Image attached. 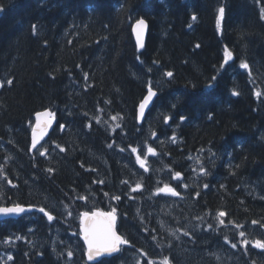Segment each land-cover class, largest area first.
Returning a JSON list of instances; mask_svg holds the SVG:
<instances>
[{
	"label": "trees",
	"instance_id": "16d2710c",
	"mask_svg": "<svg viewBox=\"0 0 264 264\" xmlns=\"http://www.w3.org/2000/svg\"><path fill=\"white\" fill-rule=\"evenodd\" d=\"M16 204L54 219L0 221V264H88L95 209L128 241L104 264H264V0H0V207Z\"/></svg>",
	"mask_w": 264,
	"mask_h": 264
},
{
	"label": "snow or ice",
	"instance_id": "6c2138e0",
	"mask_svg": "<svg viewBox=\"0 0 264 264\" xmlns=\"http://www.w3.org/2000/svg\"><path fill=\"white\" fill-rule=\"evenodd\" d=\"M224 8L221 7L219 9V16L220 18L223 17L224 15ZM193 19H196L195 16L192 17ZM144 21L140 20L139 21V25H143ZM197 47H199V45H197ZM230 55V54H229ZM225 63H227V61H225ZM241 68L247 69L249 67V65L247 63H242L240 65ZM166 76L168 77H172L173 73L172 72H167ZM213 80L216 79V77L212 78ZM8 83H11V81H9ZM209 87H211V85H209ZM233 95H237L236 92H233ZM257 95H259V93H257ZM157 96V92L153 90V87L151 86V84L148 87V94L146 97H144L143 101L141 102V104L139 105L140 108V115L143 117L144 115V110L148 107L149 103L153 100L154 97ZM173 107H175L173 105ZM169 117H165V123H167ZM181 120H184L185 118L183 116L180 117ZM61 128H63V125L60 126ZM36 145L35 143H33V148H35ZM109 147H111V145H109ZM121 151H123V149H121ZM133 152L136 151L135 148L132 149ZM148 151L150 153L154 154V150L149 148ZM44 153L41 152V155H43ZM136 159L138 161H140V166L144 167V162L140 160V157L137 156ZM176 177L179 178L180 177V173H176ZM10 183V181H9ZM139 187V185H137V188ZM205 187H207V185H205ZM136 189H133V191H135ZM160 192H167L170 193L173 196H178L179 193L176 192L173 188L168 187L167 185L162 188L159 189ZM115 199H119V197H115ZM32 210V206H29L27 209L20 205V204H16L12 207H0V215H20L22 213H24L25 211H31ZM38 211L40 213H43L44 216L47 217L48 221H52L54 219V217L47 211H45V208L40 207L38 209ZM96 215V214H94ZM219 215L221 217H223L225 215L224 212H220ZM85 216H87V213H85ZM115 217L113 214H108V223L107 226L105 227V229L103 230V233L98 235L95 230H89L87 228L84 229V240L87 244V257L89 261H94L95 264H104V260L103 259H98L102 256H104L105 254H111L114 252L119 251V246L123 245V244H127L128 241L123 239L121 236L117 235L116 232L112 229V223L114 221ZM221 223H223V220L220 221ZM256 221H253V224H255ZM187 234V233H186ZM245 235L244 232H240V236L243 237ZM21 237L17 236L16 240H20ZM245 244L248 243V241H244ZM254 246L257 248H261L264 249V242H262L261 240H256L254 243ZM232 247L235 248L236 245L232 244ZM73 255V253L71 251L68 252V256L71 257ZM9 260L12 259L11 256L8 257ZM164 264H168L167 259L165 260Z\"/></svg>",
	"mask_w": 264,
	"mask_h": 264
},
{
	"label": "water",
	"instance_id": "95a60500",
	"mask_svg": "<svg viewBox=\"0 0 264 264\" xmlns=\"http://www.w3.org/2000/svg\"><path fill=\"white\" fill-rule=\"evenodd\" d=\"M143 20L144 24L139 25V21ZM149 23L145 19H139L136 21L133 25L132 32L135 39V42L137 44L138 50L141 52L145 49L147 39L149 36ZM155 91V90H154ZM157 92V91H156ZM147 96V95H146ZM158 96V92H157ZM154 97L153 100L149 103L148 107L144 110L143 117L140 115V108H138V122L140 125H142L147 117V114L153 107V104L155 102ZM56 126V119L53 116V112L50 109H46L43 111L38 112L35 115V123L32 129L31 133V151H35L38 149L44 142H46L49 137L51 136L52 132L54 131ZM33 143H35L36 147L33 148ZM5 207H12V206H5ZM26 209L27 206H24ZM38 211V208L32 207L31 211H25L24 213L20 215H0V219L2 220H8V219H17L21 217L25 213H31ZM85 213H87V216H85ZM113 214L115 219L112 223V229L116 232L117 235L121 236L123 239H125L118 231V216L115 212H109V211H103L100 209H95L91 212H83L80 216V239L82 243L85 246V258L88 264H95L94 261H89L87 257V244L84 240V229L87 228L89 230H95V232L100 235L103 233V230L107 226L108 223V214ZM96 214V215H94ZM126 246V244L119 246V251L111 253V254H105L104 256L98 258V259H108L113 258L120 254L122 247Z\"/></svg>",
	"mask_w": 264,
	"mask_h": 264
},
{
	"label": "bare ground",
	"instance_id": "6f19581e",
	"mask_svg": "<svg viewBox=\"0 0 264 264\" xmlns=\"http://www.w3.org/2000/svg\"><path fill=\"white\" fill-rule=\"evenodd\" d=\"M141 19V18H140ZM133 28V27H132ZM136 43V42H135ZM136 46H137V44H136ZM137 49H138V47H137ZM140 53H141V51L140 50H138ZM146 97V96H145ZM32 213V212H31ZM28 214V213H27ZM30 214V213H29ZM0 221H6V220H2V219H0Z\"/></svg>",
	"mask_w": 264,
	"mask_h": 264
}]
</instances>
